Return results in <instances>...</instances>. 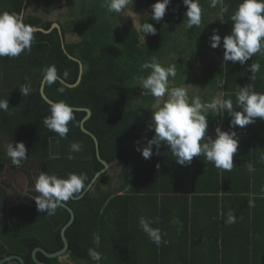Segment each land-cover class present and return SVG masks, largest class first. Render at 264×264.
I'll use <instances>...</instances> for the list:
<instances>
[{
  "label": "trees",
  "instance_id": "16d2710c",
  "mask_svg": "<svg viewBox=\"0 0 264 264\" xmlns=\"http://www.w3.org/2000/svg\"><path fill=\"white\" fill-rule=\"evenodd\" d=\"M39 1L0 0V12L22 13L24 24L48 31L51 21L27 13ZM52 1L63 3L58 6L60 15L56 19L61 33L56 28L47 33L36 31L30 50L18 57H0L3 86L7 89L0 91V99L9 100V109L0 110V137L13 145L24 143L27 155L20 165L33 172H25L29 183L34 184L41 172L65 179L69 173H83L87 176L83 192L103 168L93 139L80 128L86 113L73 110L75 119L67 125V136L61 138L43 123L50 115V105L39 92L44 69L54 65L57 77L74 84L79 77V64L71 57L82 63L78 85L69 88L58 80L50 85L45 82L44 93L53 102L64 101L71 107L91 111L84 127L97 138L101 159L108 164L117 162L121 171L115 178L116 185L108 183L109 174L105 173L80 199L63 202L74 212V220L65 230L66 255L70 261L74 264H264V121L257 119L243 129H234L239 147L231 171L216 168L203 156L193 158L190 165L180 166L166 147L160 149L161 155L154 154L145 160L135 150L136 142L143 146L153 135L147 130V115L152 112L155 98L150 93L145 95L149 90H142L135 82L150 74L151 70H142L141 65L150 62L151 57L155 56L160 64L170 57L165 30L148 36L146 45L142 46L138 34L125 24L122 16L100 8L103 0L91 7L75 0H46L49 4ZM155 2L136 0L131 8L143 4L150 7ZM241 2H217L214 14L221 13L217 28L221 37L230 33V16ZM181 4L182 0H172L169 8ZM204 5L199 0L201 19L204 11L213 12L204 10ZM182 6L181 18L187 20L184 14L187 9ZM224 6L228 10L221 12ZM98 8L105 20L118 18L122 23L124 32L120 38L112 29L96 35V23L89 16ZM210 13L206 21L213 26L216 18L211 19ZM151 20L140 19L141 23H152ZM70 24L75 28L69 31ZM194 29L193 26L188 31L189 40L197 35L200 47L206 49L209 37L202 36L201 29L196 34ZM185 44L181 43V51ZM213 52L222 57L221 99L231 98L234 110H239L235 98L238 86L251 83L255 91L264 93V55L257 53L242 66L224 63L222 47ZM188 54L190 59L200 61V72L207 75L208 66L204 62L209 53L192 49ZM252 63L260 65L254 81L248 79L251 75L248 65ZM170 64L166 62V67ZM24 84L31 86L27 96H22L19 89ZM61 88L63 92L59 91ZM195 97H189V102ZM205 97L200 98L202 103L210 101ZM208 118L210 135L213 136L215 122L222 130H229L227 113L219 111L218 116ZM72 143H79L81 150L71 152ZM1 149L0 170L5 162L12 164L9 157L1 155ZM249 164L254 171H248ZM37 195L33 192L23 197L0 215V260L19 255L25 264H36L31 256L35 248L53 253L63 247L60 233L70 215L61 206L54 215L38 211L34 201ZM5 201L6 192L0 189L1 207ZM229 212L235 215V223H226ZM141 216L159 218L152 227L160 229L166 243L157 246L149 239L139 228ZM90 248L101 254V261L90 259ZM37 259L44 264H61L58 258H47L41 253H37Z\"/></svg>",
  "mask_w": 264,
  "mask_h": 264
},
{
  "label": "clouds",
  "instance_id": "9594fccd",
  "mask_svg": "<svg viewBox=\"0 0 264 264\" xmlns=\"http://www.w3.org/2000/svg\"><path fill=\"white\" fill-rule=\"evenodd\" d=\"M217 2L218 0H212V6L215 7ZM129 3H134V0H107L106 7L110 13H120L131 18L132 29L138 34L140 44L145 46L146 38L157 35V29L153 23H141V15L133 9L128 10ZM171 3L172 0H156L151 4L152 20L158 22L163 20ZM182 3L187 9L184 13L187 16V28L198 26L201 23L199 0H182ZM227 10V6H224L221 12ZM230 20L232 27L229 34L221 37L219 30L213 29L208 38V46L211 49L222 47L223 62H231L234 65L239 63L244 66L257 53L264 55V0H242L230 16ZM36 31L35 27L24 24L22 13L0 12V57H18L25 50H30ZM141 69L151 70L149 75L141 77V82L142 88L149 90L144 94L150 93L155 98L147 126V130L153 135L151 139H146L143 146L137 141L135 150L140 152L145 160H149L154 154L161 155L160 149L166 147L175 157L176 164L180 166L190 165L193 158L203 156L216 168L231 171L234 167L233 157L239 147L234 129L237 127L243 129L256 123L257 119L264 121V93L255 91L251 83L243 87L238 86L235 98L239 110H234L231 98L217 97L211 103L203 104L199 97H195L189 102L185 87H173L170 90L167 87L169 77L176 76L175 64L163 67L153 56L150 62L141 65ZM259 70V63L248 65V72L251 73L248 79L254 81ZM64 75L67 76V73ZM57 78L54 65L43 70V81L47 84L54 83ZM19 89L22 96H27L31 92V86L28 84L22 85ZM59 91L63 92L64 89L61 88ZM166 94L170 98L165 100ZM8 109L9 100L0 99V110ZM208 109L225 112L230 117L229 130H222L218 125L215 128V138L208 134L209 118L206 115ZM74 119L73 108L64 101H59L50 104V115L44 118L43 123L47 129L65 138L69 132L67 125ZM70 150L79 152L81 145L72 143ZM4 152L16 166H20L27 155L23 142L7 144ZM72 158L69 156V159ZM247 167L249 172L254 171L251 164ZM86 180L87 176L83 173L79 175L69 173L65 179L41 172L34 184V190L38 193L34 200L37 210L54 215L62 202L69 201L74 195L79 197ZM249 203L251 205L252 202ZM235 220V215L229 212L226 223L232 224ZM158 222V217L147 219L141 216L139 228L153 243L160 246L166 241H162L160 229L152 227ZM88 255L94 262L102 260L101 254L94 249L90 248Z\"/></svg>",
  "mask_w": 264,
  "mask_h": 264
},
{
  "label": "rangeland",
  "instance_id": "374dc122",
  "mask_svg": "<svg viewBox=\"0 0 264 264\" xmlns=\"http://www.w3.org/2000/svg\"><path fill=\"white\" fill-rule=\"evenodd\" d=\"M101 0H75V2L81 4V3H87L88 6H92L95 3H99ZM136 2V0H134ZM220 3V0H218V4ZM63 4V3H62ZM62 4H58L56 2H51L50 4L46 2V0H40L38 3H33L32 6L27 10L28 14H37L40 17H42L44 20L51 21L52 24H56V19L60 15L58 9V6H61ZM107 0L101 1V9L105 10L104 12H108L107 7ZM137 6L134 8H131L132 5L131 3L128 4L127 8L128 10H134L138 14H140V19L141 18H151L150 16V7L146 6ZM183 4L175 6L174 8L170 7L166 11V15L161 20L160 22L158 21H152L154 27H156L157 31H165L164 36L165 40L169 39L168 42V54L170 57H166V59H163L161 64L162 66L166 67V62L171 63L170 65L175 64L176 66V76L169 77V81L167 84L168 89L170 90L173 87H180L183 86L185 87V90L187 92L188 98L189 97H199V98H206L205 96L207 95V99L210 100L209 103L212 102L214 98H221V75H222V57L219 55H216L214 50L211 49L209 46L206 49L200 47L199 40L196 35L194 39L189 40V28H187V20L184 18L182 19V14H183ZM47 8L48 11L45 12L43 8ZM98 8L97 12H91L92 14L89 16V19L93 21V23H96L95 26V33L96 35H102L107 29H112L115 35L120 38L124 32L122 23L119 21L118 18H111L110 21L105 20L103 16L102 10ZM214 8L212 6V3H208V5H204L203 9L204 10H211ZM216 8V7H215ZM174 10V11H173ZM182 10V11H181ZM210 11H204V16L201 19V23L198 26L195 27V33L197 34L199 32V29H201V35L202 36H207L209 37L213 31V29L218 28V23L211 24L213 26H210L206 19L209 15ZM116 16H122L125 20V24L132 26V19L128 18L127 16L120 14V13H115ZM211 15V19H213L214 15ZM187 19V17H185ZM152 19V18H151ZM204 20V22H203ZM103 21V25H102ZM75 28L74 24H70V30H73ZM55 29L54 27L52 30ZM70 34L68 37V40L70 38ZM185 42L186 44L182 47V51L179 49L182 45L181 43ZM198 50L201 52L209 53V55L206 56L205 59V65L208 66L206 69L207 75H204L202 72H200V69L202 67V64L200 61L197 59H190L189 58V52L191 50ZM208 49H211L210 51ZM208 51V52H207ZM187 54H184L186 53ZM187 55L188 57H185ZM171 58V60H170ZM216 60V61H215ZM219 62H218V61ZM171 61V62H170ZM209 62V64H208ZM213 64V65H212ZM169 65V66H170ZM212 65V67H210ZM1 71V70H0ZM211 72V73H210ZM1 75V72H0ZM216 76V78H215ZM201 80H204V84H201ZM135 85L137 87H140L142 90V82L136 81ZM209 96V97H208ZM168 95L166 94L164 99H169ZM215 130V129H214ZM215 134V132H214ZM215 137V135L213 136ZM22 174V172H20ZM109 174V180L108 183L111 182V186L116 185L115 178L117 175H119L120 170H119V165L117 162H113L111 164V168L107 172ZM25 175V174H24ZM28 178V177H27ZM110 181V182H109ZM105 185V184H104ZM60 261H62L65 264H68L70 261L68 255H64L59 258Z\"/></svg>",
  "mask_w": 264,
  "mask_h": 264
},
{
  "label": "water",
  "instance_id": "95a60500",
  "mask_svg": "<svg viewBox=\"0 0 264 264\" xmlns=\"http://www.w3.org/2000/svg\"><path fill=\"white\" fill-rule=\"evenodd\" d=\"M53 27L56 28V29H58L59 32L61 33V31H60V27H59L58 24H53V25L51 26L50 30H48V31H45V30H42V29H37V31H42V32H44V33H47V32H50V31L52 30ZM71 58H72L73 60L77 61L78 64H79V77H78L77 81H76L74 84H68V83L64 82L62 79H60L59 77L57 78L58 81H60L61 83H63L65 86H67V87H69V88L75 87L76 85H78V84L80 83V81H81V74L83 73V65H82V63H81L80 61H78L77 59L73 58V57H71ZM44 84H45V82H44L43 79H42V81H41V86H40V89H39V92H40V95H41V97L43 98V100H44L45 102H47V103L50 105L51 103H54V102L51 101V100L45 95V93H44ZM72 108H73V110H77V111H85L86 116H85V117L83 118V120L81 121L80 128H81V130H82L84 133H86L87 135H89V136L93 139L94 144H95V148H96V156H97L98 160L101 162V164L103 165V168H102L100 171H98V172L94 175V177H93V179L91 180L90 184H89V185L86 187V189H85V190L79 195V197L73 196L72 198H70L71 200H78V199H80V198H81V197H82L87 191H91L93 185L98 181V179H99L103 174H105V173H107V172L109 171V169L111 168V164H113V163L108 164L106 161H104V160L101 159V157H100V155H99V150H98V141H97V138H96L93 134H91L89 131H87V130L85 129V127H84V122L90 117V115H91V111H90L89 109H87V108H75V107H72ZM6 168H7V167H6ZM3 169H5V167H4ZM10 169H11V170H15L14 167H10ZM3 174H4V171L1 170V171H0V176L3 177ZM24 176H25V175H24ZM4 185H5V182H0V186H4ZM5 188H6V187H5ZM8 189L10 190V188H8ZM6 191H7V188H6ZM11 206H13V203H8V204L6 205L5 208L7 209V208H10ZM61 207L65 208V209L68 211L69 215H70L69 221H68V222L65 224V226L61 229V233H60V235H61V240H62V242H63V247H62L60 250H58V251H56V252H53V253H48V252H46V251H45L44 249H42V248H35V249L32 251L31 256H32V259H33L34 263H36V264H44V263L40 262V261L37 259V253H41L42 255H44V256L47 257V258H60V257L64 256V255L67 253V251H68V241H67V238H66V236H65V230H66V229L72 224V222H73V220H74V212H73V210H72L69 206H67V205L64 204L63 202L61 203ZM0 214H2V211H0ZM6 262H9V264H25L23 258H22L21 256H19V255H10V256H8V257H6V258L0 260V264L6 263Z\"/></svg>",
  "mask_w": 264,
  "mask_h": 264
},
{
  "label": "flooded vegetation",
  "instance_id": "af4514ba",
  "mask_svg": "<svg viewBox=\"0 0 264 264\" xmlns=\"http://www.w3.org/2000/svg\"><path fill=\"white\" fill-rule=\"evenodd\" d=\"M0 72H2V71H0ZM0 91H2V92L7 91V89L3 86L2 74L0 75ZM9 143L14 144L13 142L7 140V138H5V137L1 138L0 137V144L3 145V147L1 145L2 153H3V154H1L2 156L7 157V155L4 152V147ZM4 167H5V169H3ZM10 167H14L15 170H11ZM3 168L1 169L4 171L3 177L6 176L7 180L4 179L2 176H0V182H5V185L0 186V188H1V190L4 189L6 192L5 204L2 207L0 206V211H2V214H3L4 209H6L5 207L8 203H13V205H15V204H17V202L22 200L23 197H25L27 195H31V193H33V192H36L34 190V184L35 183L34 184L29 183L27 176L26 175L24 176L25 172H27V171L30 172V170L25 168L24 165L15 166L13 164H9V163L5 162ZM20 172H22V174ZM30 173H33V172L31 171ZM15 175H19V176L15 177ZM9 179L12 182L9 181ZM5 187L7 188V191H6ZM8 188H10V190ZM3 264H9V262L3 263Z\"/></svg>",
  "mask_w": 264,
  "mask_h": 264
},
{
  "label": "crops",
  "instance_id": "0c3cea01",
  "mask_svg": "<svg viewBox=\"0 0 264 264\" xmlns=\"http://www.w3.org/2000/svg\"><path fill=\"white\" fill-rule=\"evenodd\" d=\"M202 2L205 4V5H208V3L210 2V3H212V0H202ZM220 2H221V0H220ZM214 9V10H213ZM215 9L216 8H212V10L211 11H213V12H211V14L212 15H214V17L216 18V23H218L219 24V27H220V24H221V21H220V12H218L217 14H214V11H215ZM216 55H219V54H216ZM219 56H221V55H219ZM216 61V60H215ZM218 61V60H217ZM219 62V61H218ZM155 103V102H154ZM209 102H203V104H208ZM153 109H152V107L150 108V111H152ZM218 114H219V111H215V110H212V109H208L207 110V112H206V115L208 116V117H210L211 115L212 116H218ZM150 117H151V114L150 115H147V118H148V121L150 122ZM217 122H215L214 124H213V126H214V129L217 127ZM214 132H215V130H213ZM208 134L210 135V133L208 132ZM215 134L213 133V136H214ZM213 138H215V137H213ZM1 145L2 144H0V147H1ZM2 147H3V145H2ZM1 147V148H2ZM0 148V149H1ZM2 150V149H1ZM119 165V164H118ZM119 170L121 171V167H120V165H119ZM19 175H15V177H18ZM4 179H6L7 180V177L5 176V177H3ZM9 181H11L10 179H9ZM7 182V181H6ZM12 182V181H11ZM7 184V183H6ZM1 189V188H0ZM3 191H5L4 189H2ZM59 259V258H58ZM59 262L61 263V264H65V263H63L62 261H60L59 260ZM68 264H74V263H72V262H69Z\"/></svg>",
  "mask_w": 264,
  "mask_h": 264
}]
</instances>
